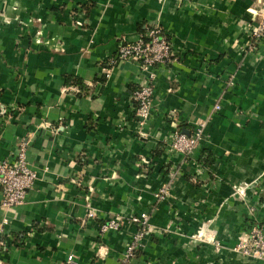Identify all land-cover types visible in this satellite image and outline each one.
I'll return each instance as SVG.
<instances>
[{
  "label": "crops",
  "instance_id": "crops-1",
  "mask_svg": "<svg viewBox=\"0 0 264 264\" xmlns=\"http://www.w3.org/2000/svg\"><path fill=\"white\" fill-rule=\"evenodd\" d=\"M258 6L0 0V159L22 142L35 174L21 203L0 205V264H117L134 230L128 215L141 210L158 230L127 264H264L230 250L238 229L264 225V39L248 27ZM155 25L175 58L154 65L141 120L140 70L115 56ZM205 116L194 153H169L163 135ZM255 177L243 201L230 195V183ZM164 182L169 193L157 200ZM89 207L95 215H85ZM117 214L118 229H100ZM205 220L217 228L216 249L187 244Z\"/></svg>",
  "mask_w": 264,
  "mask_h": 264
},
{
  "label": "built area",
  "instance_id": "built-area-1",
  "mask_svg": "<svg viewBox=\"0 0 264 264\" xmlns=\"http://www.w3.org/2000/svg\"><path fill=\"white\" fill-rule=\"evenodd\" d=\"M259 6L253 14L254 21L248 26L254 41L264 39V0H257ZM171 45L166 34L160 28L151 26L137 39L129 42H122L118 45L115 59H133L136 61L141 73V82L133 91L136 101L135 111L137 114L147 117L150 107V96L152 87L150 79L153 77L154 65L164 64L174 59ZM215 109L219 108L218 103H214ZM142 120V119H141ZM197 126L195 127V125ZM202 121H197L189 132L181 131L178 128L172 132V140L167 145L169 153L172 150L187 153L198 142L199 130ZM34 171L28 166L25 158V145L19 143L14 157L11 160L0 159V205L8 207L22 202L25 191L34 178ZM131 221H138L140 224H147L145 213H139L130 217ZM117 219L110 218L100 225L101 230L116 228ZM132 240H129L123 251V255L117 264H127L128 258L133 255V248H136ZM247 251V249H244ZM72 253L66 255V260L70 261Z\"/></svg>",
  "mask_w": 264,
  "mask_h": 264
},
{
  "label": "rangeland",
  "instance_id": "rangeland-1",
  "mask_svg": "<svg viewBox=\"0 0 264 264\" xmlns=\"http://www.w3.org/2000/svg\"><path fill=\"white\" fill-rule=\"evenodd\" d=\"M155 27L160 28L157 25H155ZM160 30L162 31L161 28H160ZM169 43H170V41H169ZM149 110H150V107H149ZM211 110L215 111V108L213 107V105H212L210 111ZM139 117L143 120H146V118L148 116L143 117V116L139 115ZM207 120H208V116H205V117L197 120V121H202L203 124L200 127V130L198 132V134H199L198 142L195 144V146H193L191 148L190 151H188L187 153H184V152H180L177 150L176 151L172 150L171 154H177V155L185 157V156H188V155H191L192 153H194V151L197 149V146L200 143V140H202L205 136V126H206ZM196 126H197V124L195 125V127ZM174 129H176L175 126L173 127V129H171L170 131L168 130V132L163 135L166 139L165 144H166L167 150H168L167 145L169 144L170 140H172L171 134H172ZM141 135L143 136L144 132ZM141 160L147 164L150 161L147 158H143ZM262 174L264 175V173H262ZM260 175H261V173L258 176H260ZM171 176H172V173H171ZM256 178H258V177H255V178H252L249 180H241V181L230 183V188H231L230 195L232 197H234L235 199L243 201L246 189L249 188L252 184H254V182L256 181ZM168 184H169V182L162 183L153 192V195L157 200L163 198L166 194L169 193L170 186ZM247 210L250 213L254 212V206L247 205ZM139 213H145L146 214L147 224H140L138 221H131L130 217L132 215H137ZM85 215L86 216L95 215L93 208L89 207L87 209ZM149 215H150V211H147V210H141L138 213H130L128 215V220L130 222H132L134 225V230L131 234L130 240H132L135 244H138L145 235H148L151 233H157L158 226H154L152 223L149 222V220H148ZM121 218L122 217L119 214H117V217L115 218L118 220L117 221V227L112 228V229H114V230L118 229L122 225L121 224ZM108 219H109V217H108ZM108 219H107V221H108ZM106 222H104V223H106ZM104 223H102V224H104ZM107 229H110V228H107ZM163 229L167 230L168 227H163ZM186 235H187V238H186L187 244L190 246H192L194 244H196V245L209 244V245H212L215 249L217 247H219L217 228L209 220L200 221L199 224L193 229V231L186 234ZM244 249H247V251H244ZM136 250H137V248H133V250H132L133 254ZM230 250L234 251V252H238L242 255L248 256V257L253 258V259L254 258L255 259L264 258V225L260 222H256V220H254L246 228L242 227V228L238 229V232L235 236V242L233 243V245H231Z\"/></svg>",
  "mask_w": 264,
  "mask_h": 264
},
{
  "label": "trees",
  "instance_id": "trees-1",
  "mask_svg": "<svg viewBox=\"0 0 264 264\" xmlns=\"http://www.w3.org/2000/svg\"><path fill=\"white\" fill-rule=\"evenodd\" d=\"M73 81L75 82V83H77V84H79L80 85V81H79V79L78 78H73ZM136 89V88H135ZM180 128V127H179ZM178 128V129H179ZM180 130V129H179ZM188 132V131H187Z\"/></svg>",
  "mask_w": 264,
  "mask_h": 264
}]
</instances>
